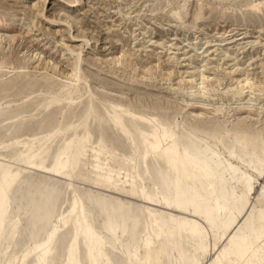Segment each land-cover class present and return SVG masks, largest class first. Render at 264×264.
<instances>
[{"label": "rangeland", "instance_id": "rangeland-1", "mask_svg": "<svg viewBox=\"0 0 264 264\" xmlns=\"http://www.w3.org/2000/svg\"><path fill=\"white\" fill-rule=\"evenodd\" d=\"M177 1L83 0L81 3L79 1L69 3L65 0H0V11H6L3 14L4 16H8V18L6 16L4 17L7 26L5 25L4 27L6 28L3 29L11 30L18 28L24 37V39L22 38L23 40H20L17 44L10 47L9 50L0 45V59L3 58L7 63H28L27 68L17 69L3 76L4 70H0V165L5 169L11 168L14 174L20 173L12 187L13 192L11 191L8 197V201H11L6 202L5 206L7 214L4 216V224L2 229H0V264H28V261H31V264H36L34 257H25V252L43 244L53 229H58V231L54 244L55 254L50 257L52 261H58L61 258L66 260L68 258L67 249L73 246V239L77 237V230L80 232V230L87 229L85 231L88 233L91 229V233H94L95 236L100 238L99 241L94 243V256L101 264H156L155 259L159 256L164 259L166 264H182L177 245H174V240L170 239V231L173 228L172 216L181 215L192 218L193 205L197 204V200L199 199L198 195H204L205 191L198 183L190 179L178 177L179 183L171 191L172 193L177 191V198L181 205L169 207V196L165 195L164 189L162 187L155 188L156 184L154 182L160 179V171L150 174V172L139 165L140 158L144 155V149L138 154L132 143L121 137L122 133L125 134L127 132L118 126V115L120 114L121 118L123 116L122 120L124 119V121L129 119L130 116L135 117L136 123L144 125L141 133L148 147L154 146L158 153L166 152L169 154H165L164 158L156 162L158 169L160 167L164 168L163 175L169 185L172 184L174 175L168 167L169 159L175 158L178 162L182 161L181 153L175 152L169 146L171 144V138L176 132V121L179 119V121H182L183 118H188L189 120L191 118V121H199L198 119L202 118L206 126H210L211 121H218L219 119L223 121L226 117H230L227 116L228 114L226 116L224 114H214L212 110L217 106H230L231 113L233 112L236 115L234 116L235 118L230 117L229 119H233L231 121L236 123V118H238L236 119L237 121L246 116L244 115L245 113H241L243 114L241 115L238 111L244 105L246 108L244 110L249 109L251 111V115L247 120L250 123L253 121L254 125H258L256 121L258 120L257 112L261 109L262 104H264V91L250 95L253 98L249 96L248 92H245L243 97L238 98L240 99L239 101L238 99L237 101L232 99L231 93L223 94L222 91L228 86H232L230 84L233 82L232 76L230 75V61H228L225 55H232V52L237 53L238 47L243 46L240 48L241 51L239 49V57H237L240 66L246 69V72L249 71L248 73L251 76L261 78L260 76L262 75L259 73L261 71L260 66L264 63V11L262 12V17H253L252 12H250L251 4H257L260 0L244 2H242L243 0H236V3L234 1H231L233 2L231 3L227 0H187L185 12L187 11L188 13H183L182 15L185 19L175 23L173 22V18L169 17L168 12L170 10L169 8H175L184 3V0ZM213 1H216L215 4H213ZM34 2L39 3L43 8L42 14L36 15L32 22L31 16L35 15L33 14L34 10L32 8ZM176 3L179 4L176 5ZM197 6L201 7L202 16L198 19L199 21H194L192 17L198 9ZM64 12H70L74 17V23L71 28L61 19ZM0 14L2 13L0 12ZM9 14L15 15L9 16ZM197 26L201 28H195ZM116 39H119V41L117 42ZM25 45H29L34 49L37 56L29 60V52L26 50ZM69 48H72L75 52L70 53ZM120 48L130 51H133V49L136 50L135 58H137L140 67L137 72L140 71L141 73L143 71L142 66L144 64H147V66L159 65L162 69L158 68V71L153 77H143L141 74L138 75L137 72L133 73L131 69L123 70L118 68V65H107L104 59L106 60L109 55L114 54ZM77 50H81V57L83 59L81 61V71L87 75L86 80L89 82L91 89L94 92L97 91L96 93L99 95L100 93L102 96H105L104 94L106 96L108 95L107 97L105 96L106 98L111 97L113 100L118 98L125 102L128 101L127 103L131 104V106L117 108L116 105L114 106V104H111L107 100V102L96 100V103H99H97L98 107L100 106L99 113L102 115V122L104 125L107 123L111 128L113 127L115 131L113 128H109V131H107L108 137L107 135L103 136L101 130L97 131V127H92V125H95L93 121L90 129L95 131L91 135H87L85 131L84 133L82 132V128L79 127L81 131L75 126L79 136L76 140L79 149L76 147V153L72 149V153L70 152V142L73 139L74 128L72 129L71 127L74 126L75 121L78 119L86 100L83 98L79 102V110L77 107L74 112L75 114H72L71 111L68 113L67 111V115L70 113L72 115H69L66 119L62 117V119L56 111H58V105L62 104L63 101L53 102V96L45 93L43 91L45 89L43 88L46 86L55 90L54 88L58 87L57 84H59V81L64 80L66 74L73 73L71 67L75 60ZM223 51L228 53H223ZM195 53L199 55V60L196 63L197 68L200 70L203 69L205 60H207V69H205L206 76L208 75L209 80L212 79V81L220 78V81L214 82V86L217 88L216 92L209 91L207 93L214 94L215 99L213 100L212 97L209 98L207 95L189 97L187 90L179 91L176 88L174 90L178 82L181 79L184 81L188 73L192 70V65L190 64L192 60L190 57ZM37 64L40 65L35 69L34 66H37ZM46 64L49 66L47 68L48 70L42 69L41 67L46 66ZM52 65L56 68L53 67L55 69L53 72ZM170 71L175 74L169 76L168 73ZM217 71L219 74H216ZM52 73L56 76H53ZM217 76L220 77L218 78ZM25 77L30 78L25 79ZM19 79L21 81L23 79V85V81L21 82ZM42 80L45 81L43 82ZM53 82L55 86H53ZM23 86L24 88H22ZM39 88L41 89L39 90ZM24 91L29 95L33 94L31 95L32 98L28 96L24 99L26 103L23 99L19 98L25 93ZM217 96H221L223 100ZM249 97L252 100L250 102L248 101ZM30 98L33 101H30ZM49 98H51L50 101ZM6 99L11 100L8 101ZM151 100L162 101V105H159L161 108L158 107L156 109L151 107L149 104ZM138 101H140L141 104H139L141 106L137 104ZM189 101L193 104L187 105ZM145 103L148 105L145 106ZM47 105H52V107L50 106V108ZM56 105L57 107L55 109L54 107ZM30 106L32 107L31 109ZM247 106L249 107L247 108ZM179 107H183V109L177 113ZM40 110L41 112H38ZM252 110L256 114L252 113ZM154 112L156 113L154 114ZM45 113H48L47 116ZM56 116L57 118H55ZM60 118L63 122L59 120ZM155 118L161 120L165 131L164 135H161V132L159 133L157 126H154L152 120ZM40 119L44 120L40 121ZM251 119L253 120L251 121ZM202 120L200 121L202 122ZM36 121H39V123ZM57 122L59 124L62 123V126ZM112 122L115 123L114 126ZM68 130L71 134L68 133ZM57 135L60 140L57 138ZM116 136L121 138L120 140L125 141L122 142L124 145L120 147L115 145L119 139ZM43 137H46L47 140L41 146H37L36 148L38 149L35 148L33 150L30 157L28 156L29 158L26 159V161L28 160L27 162H19L16 159L15 155L18 152L22 153L23 150L25 151L26 141L34 142L38 138ZM52 137L56 138L53 139ZM125 145L130 149L125 147ZM55 147L58 148V150L55 149L56 152L54 150ZM97 148L98 150H95ZM90 153H93V155ZM106 154H108V157ZM34 157L36 161L39 160L38 162L43 163L45 167H32ZM58 157H64L62 158V164L58 161ZM117 157L119 158L118 164L124 169L117 167L116 170L111 172L102 170L100 177L95 176L94 172L91 171L92 166L97 162L108 163L109 159H112L109 161H113ZM57 164H60V167L56 171L47 170L52 169ZM118 171L119 173L117 174L116 172ZM135 180L137 181V185L139 184V194L130 197L124 189L129 188L130 182ZM48 182L50 183L48 184ZM261 182L263 181L260 180ZM260 183H256L255 194L251 197L252 203L257 205L259 203L255 196L261 187ZM76 200L79 201V205H77ZM120 205L128 207L130 210L129 216L121 215V212L110 215L113 209L120 211ZM71 211L72 213H70ZM74 214H77V218H74ZM241 216L237 219L239 222L243 221V217ZM108 218H113L114 230L105 226ZM198 219L200 222L205 223V217L203 215L198 216ZM74 223H77V229ZM84 234L80 233L78 239L81 259H85L84 256L88 254L87 249L83 247ZM72 235L74 238H72ZM70 241L71 243H69ZM211 242V255L207 257L201 256L199 264H206L211 256L213 257L219 252L225 244L224 236H218L216 240H212ZM182 245L187 246L189 242L183 240ZM18 246L19 248H17ZM89 264H91V261H89Z\"/></svg>", "mask_w": 264, "mask_h": 264}, {"label": "bare ground", "instance_id": "bare-ground-1", "mask_svg": "<svg viewBox=\"0 0 264 264\" xmlns=\"http://www.w3.org/2000/svg\"><path fill=\"white\" fill-rule=\"evenodd\" d=\"M66 2L72 3V2H82L83 0H65ZM179 1V0H178ZM177 1V2H178ZM181 1V0H180ZM179 1V2H180ZM227 1H234V3H236V0H227ZM226 1V2H227ZM236 1V2H235ZM242 1V0H241ZM240 1V2H241ZM244 1H250V0H243ZM172 2V1H171ZM184 3L181 5H178L176 3V5H178L175 8H169V12L168 14L170 15L169 17L173 18V22L178 23L183 21L182 19H185L182 17L183 13H188L187 11L185 12L186 9V2L187 0L183 1ZM207 2V1H206ZM214 2V1H213ZM216 2V1H215ZM215 2L213 4H215ZM170 3V1H169ZM168 3V4H169ZM218 3V2H217ZM229 3V2H228ZM233 3V2H231ZM246 4V3H245ZM249 4V2H248ZM264 4V0H260L257 4V8H253L251 4V11L252 12V16L253 17H260L262 15V10H260L259 6ZM33 5H35L36 7H33ZM32 5L33 8V14L31 16V21L35 18L36 15L42 14V6H40L39 3H35ZM42 5V4H41ZM175 5V6H176ZM207 5V4H206ZM204 5V6H206ZM210 4H208L209 6ZM207 6V7H208ZM226 6V5H225ZM224 6V7H225ZM198 7V6H197ZM211 7V5H210ZM228 7V6H227ZM231 8V7H230ZM25 9V8H24ZM211 9V8H210ZM228 9V8H227ZM221 10V9H220ZM233 10V9H232ZM249 10V9H248ZM2 14H0V45H2L1 47H4L5 49L12 47L13 45L17 44L20 40H23L24 37L22 36V33L20 32V30L17 29H11V30H6L3 28L7 23H6V19L4 18V14L5 12L0 11ZM194 12V11H193ZM212 12V11H211ZM8 13V12H7ZM201 7H198V9L194 12L192 19H194V21L198 20L202 15H201ZM15 15V14H12ZM9 14V16H12ZM248 16V15H247ZM251 16V15H250ZM249 16V17H250ZM8 18V16H6ZM61 17V16H60ZM245 17V16H244ZM262 17V16H261ZM252 18V17H251ZM11 19V18H10ZM61 19L69 26V28H71L73 26L74 23V17L70 12H64ZM8 20V19H7ZM172 20V19H171ZM255 20V19H254ZM258 20V19H257ZM256 20V21H257ZM199 21V20H198ZM255 21V22H256ZM9 22V20H8ZM33 22V21H32ZM186 22V21H185ZM10 23V22H9ZM198 23V22H197ZM262 23V22H261ZM196 24V23H195ZM181 25V24H180ZM183 25V24H182ZM201 26V24H199ZM7 26V25H6ZM194 26V25H193ZM10 27V26H9ZM8 27V28H9ZM14 28V27H13ZM195 28H201V27H195ZM10 29V28H9ZM194 29V28H193ZM28 32V31H27ZM85 36V35H84ZM23 38V39H22ZM86 39V38H85ZM117 42L119 41V39H116ZM88 41V39H87ZM86 41V42H87ZM30 42V41H29ZM116 42V41H115ZM116 42V43H117ZM26 50L29 52V60L32 57L37 56V53L34 52V49H32L29 45H25ZM243 47V46H242ZM240 47V48H242ZM245 47V46H244ZM238 47V51L240 49ZM3 49V48H2ZM236 50V51H237ZM70 53H74L75 50H73L72 48H69ZM238 51L236 52H232L231 54H226L225 56L228 58V61H230V65L229 68L230 70V75L232 76L233 82L232 86H228L226 89H224L222 92L223 94L225 93H231L232 99H234L235 101H237V99L240 97H243V95L245 94V92H248L249 96L250 95H254L256 92H263L264 91V63L263 65L260 66L261 71L259 72L262 76H260L261 78H258L257 76H251L250 73L246 72V69H243L240 66V62L239 60H237V57H239L238 55ZM241 51V49H240ZM243 51V50H242ZM228 53L226 51H223V53ZM231 52V51H230ZM236 53V54H235ZM240 53V52H239ZM238 55V56H237ZM136 56V50L133 49V51L131 50H124L122 48H120L117 52H115L114 54L109 55L106 60L104 59V61L107 63V65H118L120 69L123 70H128L131 69L133 73H136L137 70H139V62L137 61V58H135ZM3 57V56H2ZM5 57V56H4ZM7 58V57H6ZM250 58V57H249ZM74 62L72 64L71 67V71L73 73L70 74H66L64 77V80L59 81V84L57 88H54L55 90H52L50 87H46L43 88L45 90V93L53 96V102H57V101H63L62 104L58 105V112L62 117H64L65 119L69 116L72 115L77 109L79 102L85 98L86 102L83 109L78 116V119L75 121L74 126L71 127L72 129L74 128V135H73V139L70 142V152L73 153L76 151V147H77V139H78V132L76 131V127L77 128H82V132L84 133V131L87 133V135H91L92 131L90 129V125L92 124V122L94 121L92 125L95 126V128L97 127V131L101 130L102 131V135L105 136L107 135L108 137V129L111 128V126L107 125V123H105L106 125H104V123L102 122V115L101 113H99V108L98 104L96 103V100H102V101H109L111 104H114V106L116 105L117 108H122V107H128L131 106V104L123 101L121 98V100H119L118 98H116V100H113L110 98H106V94H104L105 96H102V94L100 93V95L96 92H94L91 89V86L89 84V82H87L86 77L87 75L84 74L81 71V61L83 60L81 57V50H77L76 51V56L74 58ZM190 59L192 60L190 62V64L192 65L191 67V71L188 73V75L186 76V79L184 81H182L183 79H181L177 86L174 87V90L176 88V90L179 91H184L187 90L189 97H201V96H205L207 95V97H212V100L215 99L214 94H207L209 93V91L211 92H216V87L214 86V82L216 83V81H220V76H217L219 79H213L214 81L209 80L210 78L208 77V75L206 76V72L205 69H207V60H205V64L203 65V69H199L196 66L197 61L199 60V55L198 54H192ZM239 59V58H238ZM8 60V59H7ZM15 60V59H13ZM9 61V60H8ZM11 61V59H10ZM17 61V60H16ZM246 62H248L246 60ZM245 62V63H246ZM25 63V62H24ZM40 64H37V66H34V68H38ZM143 65V64H141ZM0 66L3 67L4 73L2 74H8L11 71L14 72V70L17 69H24L28 67V63L25 64H18L15 62H5L3 58L0 59ZM49 66L46 64V66H42V69H47ZM53 67L55 68V66L52 65V69ZM117 67V66H115ZM40 68V67H39ZM158 66H147V64H144L142 66V70L141 73L140 71L137 72L138 75L141 74V76H148V77H153L155 75V73L158 71ZM56 69V68H55ZM53 69L52 72L55 70ZM162 69V68H160ZM48 70V69H47ZM130 70V71H131ZM248 70V69H247ZM46 71V70H45ZM165 71V70H163ZM160 72V70H159ZM158 72V73H159ZM43 73V72H42ZM56 74V72H54ZM77 73H78V77H77ZM166 73V72H165ZM218 73V71L216 72V74ZM45 74V73H44ZM53 74V73H52ZM167 74V73H166ZM169 76L172 74H175L174 72L170 71ZM167 74V75H168ZM219 74V73H218ZM163 75H165L163 73ZM25 76V75H24ZM53 76H56L53 74ZM17 77V76H16ZM32 77V76H31ZM89 77V76H88ZM20 78V77H19ZM30 78V77H28ZM27 77H25V79H28ZM49 78V77H48ZM47 78V79H48ZM263 78V79H262ZM24 79V80H25ZM35 79V78H34ZM44 79V78H43ZM50 79V78H49ZM21 81V79H19ZM36 80V79H35ZM39 80V79H38ZM57 80V79H56ZM13 81V80H12ZM23 81V79H22ZM21 81V82H22ZM26 81V80H25ZM30 81V80H29ZM43 81V80H42ZM45 81V80H44ZM43 81V82H44ZM48 81V80H47ZM55 81V80H54ZM81 81H83V83H81ZM4 82V81H3ZM35 82V81H34ZM32 82V83H34ZM41 82V81H40ZM51 82V81H50ZM5 83V82H4ZM7 83V82H6ZM15 83V82H14ZM31 83V84H32ZM46 83V82H45ZM9 84V82H8ZM24 84V81L22 82V85ZM26 84V83H25ZM28 84V83H27ZM41 84V83H39ZM43 84V83H42ZM56 84V83H55ZM205 84V85H204ZM10 85V84H9ZM44 85V84H43ZM50 85V84H49ZM218 85V84H217ZM219 85H221L219 83ZM34 86V85H33ZM53 86L54 82H53ZM15 87V86H14ZM29 87V86H28ZM10 88V87H8ZM7 88V89H8ZM24 88V86L22 87ZM26 88V86H25ZM35 88V87H34ZM37 89V88H36ZM35 89V90H36ZM41 88H39L40 90ZM12 90V88H11ZM22 90V89H21ZM26 90V89H25ZM28 90V89H27ZM219 90V89H218ZM32 91V90H30ZM37 91V90H36ZM5 92V91H4ZM25 92V91H24ZM34 92V91H33ZM23 93V92H22ZM42 94V93H40ZM21 95V94H20ZM33 95V94H31ZM29 94H27L26 92L24 94L21 95V97H19L20 99H25L28 96H31ZM44 95V94H43ZM16 96L18 97V95L16 94ZM42 96V95H40ZM110 96V95H109ZM247 96V95H246ZM50 97V96H49ZM139 97V96H138ZM214 97V98H213ZM219 97V99H222L221 96H217ZM252 97V96H250ZM249 97L248 101L250 102L251 98ZM32 98V96H31ZM30 98V99H31ZM44 98V97H42ZM41 98V99H42ZM47 98V97H45ZM52 98V97H51ZM51 98H49V101L51 100ZM253 98V97H252ZM40 99V98H39ZM118 99V100H117ZM196 99V98H195ZM201 99V98H198ZM2 100V99H1ZM8 100V99H6ZM11 100V99H9ZM8 100V101H9ZM45 100V99H42ZM223 100V99H222ZM240 99H238L239 101ZM263 100V99H262ZM7 101V102H8ZM18 101V100H16ZM22 101V100H21ZM30 101H33L32 99ZM36 101V100H34ZM39 101V100H38ZM41 101V100H40ZM106 101V102H107ZM192 101V100H191ZM209 101V100H208ZM211 101V100H210ZM252 101V100H251ZM264 101V100H263ZM4 102H6L4 100ZM12 102V101H10ZM25 102V100H24ZM28 102V101H27ZM42 102V101H41ZM104 102V103H106ZM131 102V101H129ZM164 102V101H163ZM1 103H3L1 101ZM23 103V102H22ZM26 103V102H25ZM29 103V102H28ZM39 103V102H38ZM52 103V101H51ZM102 103V102H101ZM132 103V102H131ZM140 101H138L137 104H139ZM143 103V102H142ZM40 104V103H39ZM47 104V103H46ZM45 104V105H46ZM54 104V103H53ZM109 104V103H108ZM141 104V103H140ZM139 104V105H140ZM150 106L153 108L158 109L159 105H162V101H150ZM193 103H187V105H192ZM29 105V104H28ZM31 105V103H30ZM33 105V104H32ZM57 105L54 107L56 109ZM80 105V104H79ZM106 105V104H105ZM136 105V104H135ZM138 105V106H139ZM148 105V104H147ZM145 103V106H147ZM164 105V104H163ZM176 105V104H175ZM197 105V104H196ZM3 106V105H2ZM36 106V105H35ZM44 106V105H42ZM49 106V105H47ZM52 107V105H50ZM49 106V107H50ZM102 106V105H101ZM141 106V105H140ZM143 106V104H142ZM143 106V107H145ZM169 106V104H168ZM166 106V107H168ZM172 106V105H171ZM207 106V105H204ZM34 107V105H33ZM50 107V108H51ZM150 107V109H151ZM165 107V106H164ZM174 107V106H173ZM172 107V108H173ZM208 107V106H207ZM214 107V106H213ZM244 107V108H243ZM243 107L239 108V114L241 113H245L244 116L245 118L243 119H239L235 122H232L233 119H229L230 117L235 118L234 116L236 114L231 113V109L230 106L229 107H223V106H217L216 108H214L212 111L214 114L217 115H221L224 114L225 116H230L229 118H225L223 121H211L210 122V126H206V124L203 122L202 118L198 119L199 121H191L188 118L184 119L182 121H176V132L175 135L171 138V144H169L170 148L172 150H174L175 152H180L181 153V157H182V161L178 162L175 158L174 159H169V169L172 171L173 175V182L171 185H169V183L167 181H165V176L163 175L164 173V168H157L156 167V162L159 159L164 158V155L168 154L166 152H161L158 153L155 150L154 146L148 147L147 142L145 141L144 137L142 136L141 131L144 129V125H141L140 123H136L135 121V117L130 116L129 119L122 120L121 115H118V126L120 127V129H124V131H126L127 133L125 134H121L122 138L125 140H128L132 143L133 147L135 148V150H137L138 154H140V152L144 149V155L140 158L139 161V165L145 169L146 171L150 172V174H154V173H161V177L159 180L155 181L154 184H156L155 188H159L162 187L164 189V193L166 196H169V203L176 205L179 202V205H181L180 201L177 198V191L172 193V189L173 187H175V185H178L179 183V179L178 177H182V179H190L192 181H194L195 183H198L199 186L205 191L204 195L199 194V199L197 200V204L193 206V216L192 218H187V216H172V224H173V228L170 231V239L174 240V245H177L178 248V254L181 258L182 264H199L200 258L201 256L203 257H207L209 255H211V244H212V240H216V238L218 236L223 237L224 236V240H225V244L224 246L219 250V252L215 255V256H211L209 261H207L206 264H248V260H245L242 258V256H240L239 254H234L232 256H227L225 255V250L226 249H230V248H238L239 245L241 244L243 238L245 236H250L253 239H255V237L259 236L260 234V230H261V222H260V203L258 201V205L255 203H252L251 201V197L255 194V187H256V183H260V180H262L263 182H261V187L260 188H264V178H261L259 176L258 173H256L253 178L255 179L256 183L253 185V194H249L248 197L242 199V195L245 191V185L241 183V179L242 176L244 174L247 175H253L251 169L248 167L250 164L251 165H258L260 158L262 156H264V104H262L261 109L258 110V120L257 123L258 125H254L253 123V119H251L252 123H250L247 118L251 115V111L248 110H244L246 109L245 106L243 105ZM249 106H247L248 108ZM1 108V107H0ZM3 108V107H2ZM32 107L30 106V109ZM39 108V107H38ZM52 108V109H54ZM133 108V107H131ZM136 108V107H135ZM148 108V107H147ZM161 108V107H159ZM170 108V107H168ZM206 108V107H205ZM253 108V107H252ZM42 109V108H41ZM44 109V108H43ZM49 109V108H47ZM50 109V110H52ZM89 109H91V111L89 112ZM104 109V108H103ZM140 109V108H139ZM143 109V108H142ZM141 109V110H142ZM181 109H183V107H179V109H177V113H179L180 111H182ZM211 109V108H209ZM79 110V107H78ZM105 110V109H104ZM112 110V109H111ZM148 110V109H147ZM146 110V111H147ZM161 110V109H160ZM162 110L164 111V109L162 108ZM174 110V108H173ZM205 110V109H204ZM203 110V111H204ZM208 110V108H207ZM233 110V109H232ZM31 111V110H30ZM69 111L72 112V114L70 113L69 115H67ZM115 111V110H114ZM153 111V110H152ZM162 111V112H163ZM168 111V110H166ZM200 111V110H199ZM237 111V109H236ZM38 112H41L38 111ZM44 112V111H43ZM46 112V111H45ZM55 112V110H54ZM53 112V113H54ZM79 112V111H78ZM103 112V111H102ZM169 112V111H168ZM167 112V113H168ZM33 113V112H32ZM116 113V112H115ZM149 113V112H148ZM153 113V112H152ZM156 112H154L155 114ZM171 113V112H170ZM236 113V112H235ZM252 113L253 110H252ZM34 114V113H33ZM39 114V113H38ZM46 116L48 113H45ZM44 114V115H45ZM51 114V113H50ZM66 114V115H65ZM75 114V113H74ZM145 114V113H144ZM166 114V113H165ZM164 114V115H165ZM200 114V113H199ZM232 114V115H229ZM256 114V113H254ZM37 115V114H35ZM43 115V116H44ZM57 115V114H56ZM111 115V114H110ZM159 115V114H157ZM163 115V114H162ZM216 115V116H217ZM243 115V114H241ZM40 116V115H39ZM42 116V117H43ZM50 116V115H49ZM74 116V115H73ZM72 116V117H73ZM116 116V115H115ZM136 116V115H135ZM75 117V116H74ZM176 117V114H175ZM185 117V116H184ZM192 117V116H191ZM215 117V116H214ZM218 117V116H217ZM254 117V116H252ZM40 118V117H38ZM57 118V116L55 117ZM61 118L59 120H61ZM107 119V117H105ZM142 118V117H141ZM210 118V117H209ZM242 118V117H241ZM44 119H46L44 117ZM44 119H40V121L44 120ZM63 119V118H62ZM76 119V118H75ZM104 119V118H103ZM196 119V118H195ZM208 119V118H207ZM214 119H218V118H214ZM56 120V119H55ZM54 120V121H55ZM74 120V119H72ZM146 120V118H145ZM148 120V119H147ZM177 120V119H175ZM193 120V119H192ZM202 120V122L200 121ZM14 121V120H13ZM53 121V120H52ZM58 121V120H57ZM62 121V120H61ZM205 121V120H204ZM255 121V120H254ZM39 123V121H36ZM63 122V121H62ZM66 122V121H65ZM69 122V121H68ZM74 122V121H73ZM72 122V123H73ZM154 126L158 129L159 133L161 132V135L165 134V131L163 129V125L161 120L155 118L152 120ZM9 123V122H8ZM30 123V122H29ZM34 123V122H33ZM58 123V122H57ZM61 123V122H60ZM111 123V122H109ZM113 123V122H112ZM144 123V122H143ZM206 123H208V121H206ZM234 123V125H233ZM35 124V123H34ZM59 124V123H58ZM62 124V123H61ZM59 124V125H61ZM115 123H113L114 126ZM150 124V123H149ZM33 125V124H32ZM37 125V124H36ZM40 125V124H39ZM146 125V124H145ZM62 126V125H61ZM66 126V125H65ZM72 126V125H71ZM76 126V127H75ZM34 127V125H33ZM37 127V126H36ZM28 128V127H27ZM50 128V127H48ZM52 128V127H51ZM64 128V126H63ZM69 128V127H68ZM67 128V129H68ZM113 128V127H112ZM111 128V129H112ZM156 128V129H157ZM32 129V128H31ZM58 129V128H57ZM60 129V128H59ZM78 129V130H79ZM24 130V129H23ZM56 130V129H55ZM64 130V129H63ZM79 130V131H80ZM114 130V128H113ZM117 130V129H116ZM28 131V129H27ZM36 131V130H35ZM51 131V130H50ZM66 131V129H65ZM72 131V130H70ZM115 131V130H114ZM119 131V130H118ZM26 132V131H24ZM31 132V131H30ZM29 132V133H30ZM47 132V131H46ZM52 132V131H51ZM112 132V131H111ZM110 132V133H111ZM60 133V132H58ZM65 133V132H64ZM62 133V134H64ZM68 133L71 134L68 130ZM82 133V134H83ZM14 134V133H13ZM23 134V133H21ZM20 134V135H21ZM80 134V135H82ZM97 134V132H96ZM95 134V135H96ZM112 134V133H111ZM26 135V134H25ZM52 135V134H51ZM101 135V136H102ZM58 136V135H57ZM56 136V137H57ZM65 136V135H64ZM68 136V135H67ZM97 136V135H96ZM95 136V137H96ZM110 136V135H109ZM114 136V135H113ZM120 136V135H119ZM16 137V136H15ZM55 137V138H56ZM61 137V136H60ZM81 137V136H80ZM86 137V136H85ZM94 137V138H95ZM117 138H119L118 136H116ZM53 138V137H52ZM53 138V139H55ZM59 139V136L57 137ZM62 138V137H61ZM68 138V137H67ZM71 138V137H70ZM114 138V137H113ZM116 138V139H117ZM37 139V138H36ZM80 139V138H79ZM121 138H119L116 142L115 145L117 146H122L124 144H122V141L120 140ZM12 140V139H11ZM47 140V138L43 137V138H38L37 140H35L34 142L31 141H26L25 142V151L23 150L22 153L16 154V159L19 160V162H24L26 161L27 158L30 157L31 153L33 152V150L39 145L41 146V144ZM60 140V139H59ZM58 140V142H59ZM82 140V139H81ZM84 140V139H83ZM103 140V138H102ZM113 140V139H112ZM111 140V141H112ZM115 140V138H114ZM113 140V141H114ZM21 141V140H20ZM63 141V140H62ZM109 141V140H108ZM53 142V141H52ZM57 142V143H58ZM84 142V141H83ZM102 142V141H101ZM104 142V140H103ZM61 143V141H60ZM80 143V142H79ZM89 143V141H88ZM112 143V142H111ZM128 143V142H127ZM15 144V143H14ZM56 144V143H55ZM64 144V143H63ZM68 144V143H67ZM92 144V143H91ZM12 145V144H11ZM17 145V144H15ZM23 145V144H22ZM57 145V144H56ZM111 145V144H110ZM14 146V145H13ZM49 146V145H48ZM54 146V145H53ZM81 146V145H80ZM61 147V146H60ZM92 147V146H91ZM125 147H128L125 145ZM123 147V148H125ZM148 147V148H147ZM13 148V147H12ZM17 148V147H16ZM19 148V146H18ZM22 148V149H23ZM67 148V147H66ZM94 148V147H92ZM129 148V147H128ZM21 149V150H22ZM38 149V148H36ZM58 148L55 147L54 150ZM69 149V148H68ZM77 149H79L77 147ZM127 149V148H126ZM130 149V148H129ZM47 150V149H46ZM81 150V149H80ZM90 150V149H89ZM95 150H98L95 149ZM124 150V149H123ZM38 151V150H37ZM49 151V150H48ZM125 151V150H124ZM21 152V151H20ZM52 152V150H51ZM56 152V150H55ZM54 152V153H55ZM77 152V151H76ZM75 152V153H76ZM79 152V151H78ZM15 153V151H14ZM13 153V154H14ZM47 153V152H46ZM45 153V155H46ZM63 153V152H62ZM61 153V154H62ZM69 153V152H68ZM74 153V154H75ZM108 153V152H107ZM59 154V153H58ZM73 154V155H74ZM93 155V153H90ZM53 155V153H52ZM70 155V153H69ZM72 155V157H73ZM77 155V154H76ZM75 155V156H76ZM96 155V154H95ZM169 155V154H168ZM14 156V155H13ZM29 156V157H28ZM34 156V155H33ZM42 156V155H41ZM47 156V155H46ZM66 156V155H65ZM71 156V155H70ZM89 156V155H87ZM106 156L108 157V154H106ZM37 157V156H36ZM44 157V156H43ZM55 157V156H54ZM53 157V158H54ZM71 157V158H72ZM91 157V156H90ZM89 157V158H90ZM101 157V156H100ZM105 157V158H107ZM15 158V157H14ZM40 158V157H39ZM64 158V157H62ZM86 158V156H85ZM52 159V157H51ZM70 159V158H69ZM76 159V158H74ZM92 159V157H91ZM90 159V160H91ZM94 159V158H93ZM38 160V159H37ZM53 160V159H52ZM73 160V159H72ZM89 160V161H90ZM95 160V159H94ZM93 160V161H94ZM99 160V159H98ZM112 160V159H109ZM108 163H103V162H97L95 165L92 166V170L95 174V176L100 177L101 176V171L102 170H106V171H113L116 170L117 167H119V169H124L122 168L118 162H119V158H114L113 161H109ZM28 161V160H27ZM26 161V162H27ZM39 161V160H38ZM57 161V160H56ZM63 161V160H62ZM92 161V160H91ZM54 162V160H53ZM68 162V161H67ZM162 162V161H161ZM52 163V162H50ZM73 163V162H72ZM67 164V163H66ZM94 164V163H93ZM49 165V163H48ZM53 165V164H51ZM77 165V164H76ZM90 165V164H89ZM163 165V162H162ZM5 166V165H4ZM158 166V165H157ZM50 167V166H48ZM76 167V166H74ZM65 168V167H64ZM32 169V168H31ZM51 169V168H50ZM69 169V168H67ZM166 170V169H165ZM169 170V172H171ZM64 171V170H61ZM85 171V169H84ZM141 171V169H140ZM67 172V171H65ZM76 172V171H75ZM61 173V172H59ZM63 173V172H62ZM70 174H72L71 172H69ZM117 174L119 173L116 172ZM20 174V173H19ZM63 175V174H62ZM65 175V174H64ZM148 175V174H147ZM146 175V176H147ZM66 176V175H65ZM69 176V175H68ZM67 176V177H68ZM29 177V176H28ZM71 177V176H70ZM157 177V175H156ZM171 178V177H170ZM106 179V178H105ZM145 179V178H144ZM119 180V179H116ZM105 182V181H104ZM103 182V183H104ZM140 182V181H139ZM47 183V182H46ZM50 182H48L49 184ZM52 184V183H51ZM50 184V185H51ZM101 184V183H100ZM59 185V184H58ZM139 185V184H138ZM138 185H137V181H131L129 188L124 189L126 194L133 196L136 194H139L138 192ZM16 186V185H15ZM104 186V185H103ZM141 186V185H140ZM64 187V186H63ZM67 187V184H66ZM142 187V186H141ZM62 188V186H61ZM115 188V187H114ZM24 189V188H23ZM67 189V188H66ZM65 189V190H66ZM142 189V188H141ZM74 190V189H73ZM161 190V188H160ZM175 190V189H174ZM12 191V190H11ZM67 191V190H66ZM144 191V190H143ZM142 191V192H143ZM151 191V190H150ZM13 192V191H12ZM122 192H124L122 190ZM74 193V192H73ZM78 193V192H76ZM78 195V194H77ZM144 195V194H143ZM62 196V195H61ZM260 196V189L258 191V193L256 194V199L257 197ZM12 197V196H11ZM127 197V196H126ZM81 198V197H79ZM10 199V198H9ZM77 199V198H76ZM215 199V201H214ZM258 200V199H257ZM11 201V200H10ZM8 201V202H10ZM64 201V200H62ZM77 201V200H76ZM79 201H77L78 203ZM83 203V202H82ZM145 203V202H144ZM12 204V203H11ZM25 204V203H24ZM62 204V203H61ZM8 205V204H7ZM76 205V204H75ZM74 205V206H75ZM79 205V203L77 204ZM81 205V204H80ZM251 205V206H248ZM25 207V206H24ZM58 207V206H57ZM82 207V206H81ZM11 208V207H10ZM13 208V207H12ZM64 208V207H63ZM120 211L119 210H111L110 215L121 212V215H128L130 214V210L128 209V207H125L124 205H120L119 206ZM59 209V208H58ZM68 209V208H67ZM73 209V208H72ZM70 209V210H72ZM78 209V208H76ZM11 210V209H10ZM7 209L5 208V213L7 214ZM15 212V210H14ZM68 213V211H66ZM197 212H199L200 214L198 215ZM28 213V212H27ZM72 213V211L70 212ZM74 213V212H73ZM78 213V211H77ZM5 214V215H6ZM15 214V213H14ZM71 215V214H70ZM77 214H74V218L76 217ZM203 215L205 217V223L200 222V220L198 219V216ZM242 215V216H241ZM84 216V215H82ZM241 216L243 217V221L239 222L237 219L238 217ZM26 217V216H25ZM85 217V216H84ZM73 218V217H71ZM143 218V217H142ZM80 219V218H79ZM99 219V218H98ZM28 220V219H26ZM70 220V219H69ZM68 220V221H69ZM75 220V219H74ZM143 220V219H142ZM31 221V220H30ZM74 222V221H73ZM82 222V221H81ZM79 223V222H78ZM29 224V223H28ZM76 224V229H77V223H74V225ZM81 224V223H80ZM83 224V223H82ZM25 225H26V221H25ZM20 226V225H19ZM29 226V225H28ZM105 226L108 228H111L112 230L115 229V225L113 222V218H108L105 222ZM23 228V226H22ZM80 228V227H78ZM83 228H85L83 226ZM144 228V227H143ZM142 229V228H141ZM140 229V230H141ZM24 230V229H23ZM84 230V229H83ZM80 230V233H86L85 229L84 231ZM91 230V229H90ZM52 231V230H51ZM78 231V230H77ZM50 232V231H49ZM143 232V231H142ZM57 233V232H56ZM23 234V233H22ZM26 234V233H25ZM27 235V234H26ZM67 235V234H66ZM69 235V234H68ZM74 235V234H73ZM72 235V236H73ZM83 236V235H82ZM18 237V236H17ZM20 237V236H19ZM27 238V237H26ZM74 238V236L72 237ZM235 238V239H234ZM28 239V238H27ZM26 239V240H27ZM83 239V238H82ZM19 240V239H18ZM29 240V239H28ZM84 240V239H83ZM183 240H187L189 242V245L187 246H183L182 245V241ZM30 242V241H29ZM45 242V240H44ZM71 243V241L69 242ZM81 243H83L81 241ZM173 243V242H172ZM20 244V243H19ZM38 245V244H37ZM79 245V244H78ZM173 245V246H174ZM171 246V245H170ZM80 247V246H79ZM84 247V246H83ZM257 247H261V245L259 244V242L257 241ZM19 248V246L17 247ZM70 248V247H69ZM162 248V247H161ZM87 249V248H84ZM13 250V249H12ZM11 250V251H12ZM19 250V249H18ZM88 251V250H86ZM19 252V251H18ZM160 252V251H159ZM13 253V251H12ZM83 254V253H82ZM160 254H162V252H160ZM61 255V253H60ZM159 255V254H158ZM85 259H88V254L84 256ZM65 258V257H64ZM68 259V258H67ZM66 259V260H67ZM248 259H252L251 256L248 257ZM8 260V259H7ZM65 260V261H66ZM152 262V261H151ZM155 263L156 264H166L164 259H162V257H157L155 259Z\"/></svg>", "mask_w": 264, "mask_h": 264}, {"label": "snow or ice", "instance_id": "snow-or-ice-1", "mask_svg": "<svg viewBox=\"0 0 264 264\" xmlns=\"http://www.w3.org/2000/svg\"><path fill=\"white\" fill-rule=\"evenodd\" d=\"M33 7H36L33 5ZM253 8H257V5L253 4ZM260 10L264 11V4L259 6ZM0 70L3 69L0 66ZM78 77V73H77ZM91 109H89V112ZM58 161L60 164L63 163L62 157H58ZM60 164H57L52 169H47L48 171H56ZM45 167L43 163H39L36 161V158H33L32 167ZM253 175L244 174L241 179V183L245 185V191L242 195V199L249 196V194H253V185L256 183L253 176L258 173L261 178H264V156L260 158L258 165H249L248 166ZM19 174H14L11 168L5 169L2 165H0V229H2L4 224V216H5V206L6 202H8V197L11 193L12 187L18 179ZM260 203V222H261V230L259 236L253 239L250 236H245L239 245L238 248H230L225 250V255L232 256L234 254H239L243 259L248 260V264H264V188H260V196L257 197ZM180 206L179 202L176 205L169 203V207ZM194 206V205H193ZM251 206V205H248ZM199 215L200 213L197 212ZM63 219V218H62ZM58 229H53L49 235L47 240L38 245L34 249H30L25 252V257L32 256L35 258L36 264H101L100 261H97L94 252V243L99 241V237L95 236L94 233H91L89 230L88 233L84 234V247L88 250V259H81V251L78 246V239L80 236L79 230L77 231V237L73 239V246L67 249L68 259L65 261L61 258L58 261H52L50 257L54 255V244L56 242V232ZM235 239V238H234ZM257 241L261 245V247H257ZM251 256L252 259H248ZM28 264H31V261H28Z\"/></svg>", "mask_w": 264, "mask_h": 264}]
</instances>
